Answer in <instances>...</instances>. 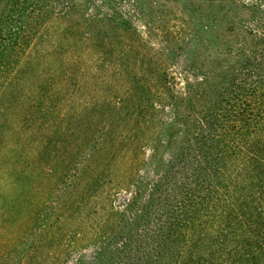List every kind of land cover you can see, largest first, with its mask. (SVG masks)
<instances>
[{"label": "trees", "instance_id": "1", "mask_svg": "<svg viewBox=\"0 0 264 264\" xmlns=\"http://www.w3.org/2000/svg\"><path fill=\"white\" fill-rule=\"evenodd\" d=\"M75 98L61 204L94 197L88 252L45 215L0 264H264V0H0V149L44 148Z\"/></svg>", "mask_w": 264, "mask_h": 264}, {"label": "rangeland", "instance_id": "2", "mask_svg": "<svg viewBox=\"0 0 264 264\" xmlns=\"http://www.w3.org/2000/svg\"><path fill=\"white\" fill-rule=\"evenodd\" d=\"M138 28L142 30L141 25H138ZM77 96L80 97V91ZM56 104L57 108L53 114L54 128L52 133L47 135L48 141L44 148L41 142L35 140V136H27L31 147L19 150L26 138L14 132L7 139L5 148L0 149V251L13 249L19 244L18 249L25 256L32 240L36 238L35 235L37 234L38 238L40 234L32 224L48 215L55 223L60 222L56 224L57 227L67 233V239L63 242L65 248L70 251L80 248L88 252L82 239L90 237L95 228L94 221L98 214L94 213V197L87 195L81 200L86 205L83 210L77 209L65 214L61 199L63 192L67 190V175L74 173L75 166H70L66 174L62 175L63 169L60 165L63 157L68 155L80 140L82 131L93 113L94 104L77 103L76 98L72 103ZM27 106V103H10L11 113L8 115L12 118L11 124L15 122L20 126L18 119L21 120ZM5 113L4 109L0 112V125L4 126L7 123ZM111 115H114V112ZM1 139L2 137L0 141ZM58 140L60 142L56 144ZM17 143L19 144L16 145ZM84 177L86 180L85 175ZM82 184L77 183L75 189H79ZM122 195L123 193L115 199L116 203ZM8 264L19 262L14 260Z\"/></svg>", "mask_w": 264, "mask_h": 264}]
</instances>
